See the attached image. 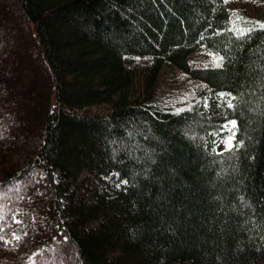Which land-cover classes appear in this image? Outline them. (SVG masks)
<instances>
[{"label":"trees","instance_id":"trees-1","mask_svg":"<svg viewBox=\"0 0 264 264\" xmlns=\"http://www.w3.org/2000/svg\"><path fill=\"white\" fill-rule=\"evenodd\" d=\"M230 18L225 0H0V143L38 137L3 184L43 176L54 247L38 263L264 264V28ZM201 48L222 67L191 64ZM165 64L207 94L179 113L156 102Z\"/></svg>","mask_w":264,"mask_h":264},{"label":"rangeland","instance_id":"rangeland-1","mask_svg":"<svg viewBox=\"0 0 264 264\" xmlns=\"http://www.w3.org/2000/svg\"><path fill=\"white\" fill-rule=\"evenodd\" d=\"M225 3L231 17V27L244 29L254 23L264 24V0H225ZM146 62L147 57L134 54V69L137 68L138 71L134 79L133 95L141 94L139 67ZM189 62L196 66L216 65L219 63V57L201 48L189 55ZM207 92L208 88L204 82L192 78L174 65L165 64L155 87V101L173 109H180L200 99ZM224 132L227 134L216 143L218 150L227 148L226 143L221 141L231 133L227 130ZM37 146L36 135L9 136L0 143V234L6 235L5 241L8 244L3 246V249L14 255L12 264H43L38 263L36 253H52L54 247L47 245L50 247L47 249L43 246L49 231L54 229L48 215L37 208L44 192L42 174L38 171H28L21 179L3 184L5 169L12 168L18 172L26 167ZM116 179L117 174L113 172L107 176L109 184H102L112 190V182ZM56 251L54 248L53 253Z\"/></svg>","mask_w":264,"mask_h":264},{"label":"snow or ice","instance_id":"snow-or-ice-1","mask_svg":"<svg viewBox=\"0 0 264 264\" xmlns=\"http://www.w3.org/2000/svg\"><path fill=\"white\" fill-rule=\"evenodd\" d=\"M260 28H264V24H259L258 25ZM252 30L254 29H249L248 31L251 32ZM241 35H244V33L242 32ZM203 39V36L201 37ZM220 61L223 60V57H220L219 58ZM216 67H222V64L221 63H217L216 64ZM224 95H231L230 93L229 94H221V99H223V96ZM235 100V97H232L231 99H229L227 101V106L229 108H233L234 107V104L232 103V101ZM185 109H178L177 110V113H179L180 111H184ZM187 110H191V108L189 107ZM229 125H231V127H229ZM236 128V122L235 121H230L228 124H225L223 126V129L229 131L231 134L225 139V140H222L221 142L223 143H226V146H227V149H231L233 147V140L235 139V136H236V133L235 131H232V129H235ZM126 183V181H125ZM0 239H2V237H0ZM16 239H20L19 237H16Z\"/></svg>","mask_w":264,"mask_h":264}]
</instances>
